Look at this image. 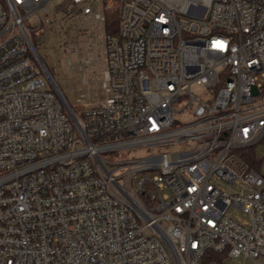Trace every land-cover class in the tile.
Segmentation results:
<instances>
[{
  "label": "built area",
  "instance_id": "built-area-1",
  "mask_svg": "<svg viewBox=\"0 0 264 264\" xmlns=\"http://www.w3.org/2000/svg\"><path fill=\"white\" fill-rule=\"evenodd\" d=\"M64 2L103 47L73 117L30 35ZM263 138L264 0H0V264H264Z\"/></svg>",
  "mask_w": 264,
  "mask_h": 264
},
{
  "label": "rangeland",
  "instance_id": "rangeland-1",
  "mask_svg": "<svg viewBox=\"0 0 264 264\" xmlns=\"http://www.w3.org/2000/svg\"><path fill=\"white\" fill-rule=\"evenodd\" d=\"M49 16L51 21L43 25L44 33L36 36L30 32V35L37 44V51L43 58L49 74L56 82L62 95L72 106L76 104V98L80 94H84L80 98V104L86 103L89 98H102L99 39L95 36V29L91 28V22L85 21L82 16L78 18L73 17L74 15L63 17L61 12L55 15L49 14ZM25 23L36 26V23L31 20L25 19ZM84 28H87L88 31L83 30ZM74 43L81 47L82 56L86 55L88 50L91 51L89 64L85 65L81 62V55L74 49ZM191 89L193 92L199 91L194 86ZM179 118L184 121L186 116L181 115ZM180 147L179 144H176L164 148H139L128 153L122 151L120 155L134 157L151 154L157 150L179 149ZM255 147L259 157L263 160L262 169H264V138ZM225 264H242V259L240 257L227 258Z\"/></svg>",
  "mask_w": 264,
  "mask_h": 264
},
{
  "label": "trees",
  "instance_id": "trees-1",
  "mask_svg": "<svg viewBox=\"0 0 264 264\" xmlns=\"http://www.w3.org/2000/svg\"><path fill=\"white\" fill-rule=\"evenodd\" d=\"M68 2H64L63 4H61V11L63 12L64 16H67L68 14V11L66 9V6H67ZM74 9L75 8H71L70 9V12L71 14L73 15L74 14ZM117 29H118V25H117V21H116V18H115V13H109V15L107 16V19H106V22H105V30L107 33H111V34H115L117 33ZM32 42L34 44V46L36 47V43L33 41L32 39ZM256 145L250 147L247 151H246V154H243L242 156L249 162L250 166L259 170V161H260V157L258 156L257 154V149L255 147ZM212 255H216L217 254H212ZM219 256H217L218 258Z\"/></svg>",
  "mask_w": 264,
  "mask_h": 264
},
{
  "label": "water",
  "instance_id": "water-1",
  "mask_svg": "<svg viewBox=\"0 0 264 264\" xmlns=\"http://www.w3.org/2000/svg\"><path fill=\"white\" fill-rule=\"evenodd\" d=\"M43 67L45 69L44 64H43ZM45 72L48 74L49 79H52L51 76H50V74H49V72L46 69H45ZM52 82H53L54 87H55V89H56V91H57V93H58V95L60 97V100L62 101V104L64 105V107L66 108V110L69 112V114L73 117L74 114L72 112V109H71L69 103L67 102L66 98L62 95L59 87L54 83V81H52Z\"/></svg>",
  "mask_w": 264,
  "mask_h": 264
},
{
  "label": "crops",
  "instance_id": "crops-1",
  "mask_svg": "<svg viewBox=\"0 0 264 264\" xmlns=\"http://www.w3.org/2000/svg\"><path fill=\"white\" fill-rule=\"evenodd\" d=\"M98 48L100 49V54H101V58H100L101 64L99 65V73L101 74V70L103 68V47L101 45V41L100 40H99ZM89 53H91V51H89Z\"/></svg>",
  "mask_w": 264,
  "mask_h": 264
}]
</instances>
